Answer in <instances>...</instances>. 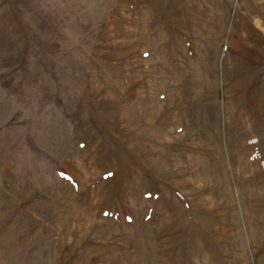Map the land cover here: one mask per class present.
<instances>
[{"label":"rangeland","instance_id":"obj_1","mask_svg":"<svg viewBox=\"0 0 264 264\" xmlns=\"http://www.w3.org/2000/svg\"><path fill=\"white\" fill-rule=\"evenodd\" d=\"M0 264H264V0H0Z\"/></svg>","mask_w":264,"mask_h":264}]
</instances>
